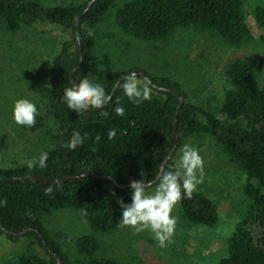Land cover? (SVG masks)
Returning <instances> with one entry per match:
<instances>
[{
  "label": "trees",
  "instance_id": "obj_1",
  "mask_svg": "<svg viewBox=\"0 0 264 264\" xmlns=\"http://www.w3.org/2000/svg\"><path fill=\"white\" fill-rule=\"evenodd\" d=\"M244 4V0H87L78 4L0 0V30L16 32L22 26L43 25L72 33V38L63 40L48 68L42 108L54 123L43 131L42 146L30 158L38 159L41 152H48L47 167L30 170L24 163L29 158L15 166H0V200L7 201L0 207V234L16 243L24 240L17 259L10 258L3 264H144L139 257L136 262H128L102 256L93 234L72 237L76 251L70 253L52 238L47 218L75 209L83 212L95 232L116 231L120 228L117 200L129 201L130 180L140 179L141 172L146 184L156 180L158 173L178 158L185 142L197 136L213 139L247 179L241 220L227 240V256L215 264H264L261 58L229 63L225 75L230 86L222 92L219 105L190 101L187 90L171 71L152 74L147 70L152 98L135 104L123 95L120 83L125 74L136 68L111 70L91 79L112 98L103 108L107 116L100 115L101 109L78 115L62 100L64 89L73 83V74L75 82L90 79L85 70L97 63L103 23L112 22L122 33L143 41H156L187 28L207 30L237 47L254 38ZM253 16L257 25L264 28V6H257ZM3 54L6 57H0V62L10 60L5 67L15 86L13 76L23 70L19 60L26 56L20 48L10 54L3 51L0 56ZM0 82L2 88L4 81ZM181 97L185 100L175 123ZM3 101L1 98L0 103ZM118 106L124 107V116L115 114ZM10 118L12 108L0 106V126ZM109 129L116 130L111 140ZM74 133L85 136V140L70 151L65 145ZM30 176L53 181L43 182ZM49 187L53 192L46 195ZM153 187L155 184L146 189ZM178 203L181 215L190 223L213 227L219 221L217 205L200 190L193 192L191 199L183 198ZM26 229L22 235L13 233Z\"/></svg>",
  "mask_w": 264,
  "mask_h": 264
},
{
  "label": "rangeland",
  "instance_id": "obj_2",
  "mask_svg": "<svg viewBox=\"0 0 264 264\" xmlns=\"http://www.w3.org/2000/svg\"><path fill=\"white\" fill-rule=\"evenodd\" d=\"M52 1L78 4L87 0ZM244 2L246 21L254 38L237 47L207 30L187 28L156 41H143L122 33L112 22L111 25L103 23L99 30L97 63L85 70V74L91 80L118 69L142 67L152 74L171 71L187 90L190 101H210L219 105L222 92L230 86L225 75L230 62L249 57L264 61V28L253 19L254 9L264 6V0ZM69 38H72L70 31L55 26H22L16 32L0 30V54L3 51L10 54L20 48L26 56L24 60H19L23 70L18 72L20 74L15 71L13 76L17 88L9 80L10 70L5 67L10 60L0 62V81H4L0 88V99L4 101L0 106L7 110L13 108L15 100L27 98L36 104L40 113L36 116V123L30 127L17 125L12 118L3 120L0 126L1 167L15 166L33 158V152L42 146L43 131L54 123L42 108L48 86L47 72L63 40ZM13 66H16L15 62ZM259 83H264V67ZM185 143L197 148L204 160V179L197 190L217 205L219 221L215 226L186 221L177 203L172 212L177 221L174 236L167 247L159 248L149 230L137 233L130 227H120L112 233L95 232L83 212L66 209L47 218L52 238L71 253L76 251L72 237L93 234L100 243L102 256L128 262H136L139 257L144 264H215L227 256V240L241 220L246 176L235 168L213 139L197 136ZM23 246L24 240L16 243L0 234V264L10 258L17 259Z\"/></svg>",
  "mask_w": 264,
  "mask_h": 264
},
{
  "label": "clouds",
  "instance_id": "obj_3",
  "mask_svg": "<svg viewBox=\"0 0 264 264\" xmlns=\"http://www.w3.org/2000/svg\"><path fill=\"white\" fill-rule=\"evenodd\" d=\"M88 35H92L91 32ZM123 95L129 101L140 104L151 100V86L147 78L141 81L135 72L128 73L120 83ZM62 100L67 107L78 115L86 113L90 109H101L100 115L107 116L103 108L111 103V96L105 88L90 79H82L79 83L73 82L70 87L64 89ZM117 116H124V107H115ZM40 115L36 104L27 98L14 101L12 108V120L21 126L30 127L36 123V116ZM108 139L116 136L115 129L108 130ZM99 139V137H97ZM85 136L74 133L71 140L66 143L70 151H75L84 143ZM48 152H41L38 159L25 161L28 169L47 167ZM85 173L81 175L83 177ZM140 179H132L129 182V201L118 198L120 208L119 226L130 227L139 233L149 230L152 238L159 248L167 247L175 233L176 217L172 215L175 205L183 198L191 199L193 192L204 179V160L199 150L185 143L180 149V154L165 170L158 173V179L149 181L148 185L155 184L152 191L146 190V183L141 172ZM51 187L45 190V194H51ZM7 204L6 200H0V207Z\"/></svg>",
  "mask_w": 264,
  "mask_h": 264
},
{
  "label": "water",
  "instance_id": "obj_4",
  "mask_svg": "<svg viewBox=\"0 0 264 264\" xmlns=\"http://www.w3.org/2000/svg\"><path fill=\"white\" fill-rule=\"evenodd\" d=\"M132 72H135L136 74H137V77L138 76H142V77H144V78H147V80L149 81V79H148V74H147V71L146 70H144V69H141V68H137V69H134ZM127 74H125L124 75V77L126 76ZM120 81V80H119ZM72 82H75V79H74V74L72 75ZM150 82V81H149ZM75 83H79V82H75ZM184 100H185V98L184 97H181L180 98V106H179V108H178V110H177V114H176V120H175V123H176V121H177V116H178V114H179V110H180V107L183 105V102H184ZM176 140H178V136H176ZM176 148V147H175ZM174 148V149H175ZM170 158V156H168L167 158H166V160H168ZM163 166H164V164L162 165V168H161V171H163ZM93 175V174H92ZM95 176V175H94ZM30 177H32V178H35V179H37V180H42L41 178H39V177H36V176H30ZM70 179V178H69ZM158 179V177L156 178V180ZM43 182H51V181H53V180H49V181H45V180H42ZM155 181V180H154ZM154 184V183H153ZM153 184H151V185H153ZM150 185V186H151ZM146 187H149V185H148V183L146 184ZM27 231V229L26 230H23V231H21V232H13L14 234H17V235H22V234H24L25 232Z\"/></svg>",
  "mask_w": 264,
  "mask_h": 264
}]
</instances>
